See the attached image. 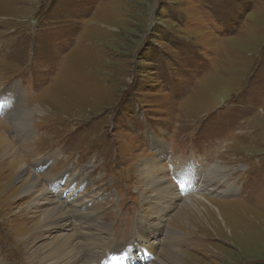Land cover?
I'll list each match as a JSON object with an SVG mask.
<instances>
[{
	"label": "rangeland",
	"instance_id": "obj_1",
	"mask_svg": "<svg viewBox=\"0 0 264 264\" xmlns=\"http://www.w3.org/2000/svg\"><path fill=\"white\" fill-rule=\"evenodd\" d=\"M0 107V264H41L31 250L59 232L31 237L47 204L29 206L20 165L74 208L61 232L113 242L88 264H170L166 231L185 236L179 264H264V0H0ZM144 162L180 193L160 213ZM187 197L208 212L176 216ZM144 220H160L154 255Z\"/></svg>",
	"mask_w": 264,
	"mask_h": 264
},
{
	"label": "bare ground",
	"instance_id": "obj_2",
	"mask_svg": "<svg viewBox=\"0 0 264 264\" xmlns=\"http://www.w3.org/2000/svg\"><path fill=\"white\" fill-rule=\"evenodd\" d=\"M13 96H14V99L18 103L17 107H16L17 109H15L16 111L13 112V115H14L13 117L24 116L25 114H27L29 112V110L27 107L24 108L25 105H23V103H22L21 95H20V97H18V95L17 96L13 95ZM10 97H12V95H10ZM22 108H24V109H22ZM0 109H2V108L0 107ZM15 124L17 126H18V124H22V126H20L22 128H20V129H23L24 131L26 130L28 132L31 131V129L30 130L28 129L29 126H28L26 120H24V119L16 118ZM22 132H21V130H18V136L20 138L23 137V135L20 134ZM45 160H46V158H45ZM143 161H148V160H143ZM176 161H177V159L172 160L171 166H176ZM41 162H43V161H41ZM184 164L185 163H183L182 166ZM193 166L198 167L197 165H194V164H193ZM141 167H143L141 169L143 174H145V176L152 179V181H151L152 185L151 186L152 187L157 186V188L155 189L156 190L155 192H157L155 194V196H156L155 199H156V202L158 204H156L155 206H150V208L152 209V207H154L155 210H158L157 208L159 207V205H161L160 208H162V209H164V207L166 208L169 205V203L174 205L176 200H177V198L175 199V194L180 197V193L175 189L176 188L175 185L172 183L171 184L168 183V181H166L165 184L163 183V181L165 179L160 178L158 176V174L156 175L155 164L149 166L147 162H144V164H142ZM14 169H16V168H14ZM163 170L164 169L159 170V171H163ZM152 172H154L155 174H152ZM210 173L211 172H209L207 170L206 174H209L208 179L209 180L214 179V174L211 173L213 175L210 176ZM19 174H21V175L25 174L26 176L24 178V182H23L22 186L18 187V189L20 188L21 192L25 193V194L26 193L32 194L34 192V197L32 199L33 202L29 206L32 207L35 205L37 207L38 205H41V204H47V206L42 205L39 208V210L42 212V216L39 218V221H38L39 223H38L36 229L34 231H32L33 235L31 237L36 238V237H38V235L47 231L49 228H55L56 230L57 229L59 230L58 233H55L52 236L50 234L48 236H46V238H45L46 242L40 244L38 249L34 248L31 250V252L33 254L38 256V260L41 264H82V262H84L83 264H88L87 263L88 259H92L95 257L99 258L101 255H104L107 252H109L108 249L111 247V244L113 243L112 241L111 242L102 241V239H103L102 237H99V236L97 237V236H95V234L92 235L91 233H88V232H82V231H80V228H77V227L74 229L73 232H69V231L61 232L62 231L61 227L63 226V224H65L63 222L68 221L69 220L68 218H72L71 212L74 210V208L65 211L63 209L62 204H59L54 199H52L50 197L51 195H49L50 193L47 192L45 188H41V187L39 188V183H40L39 179L36 177L35 173L29 171L26 166L20 165ZM202 174H204V173H202ZM153 175L154 176L156 175L155 178ZM72 179L73 180L77 179V182L82 181V177H72ZM69 182H71V179H69ZM179 183H181V182H179ZM206 185H208L207 182L202 179L199 182H196L192 188H185V190H187L188 192H190L192 190L190 193H193L192 195H195L194 197H200L197 195V191L202 189ZM184 187L185 186L183 184H181L180 188L184 189ZM235 190H236V188H234V185L232 183H227V188L225 190H223L222 192L223 193L225 191L226 192H234ZM49 191H50V189H49ZM50 192H52V191H50ZM142 198H146V196L143 195ZM201 199H205L204 196L201 197ZM205 200H206L205 204L207 206H211L212 202L208 201V199H205ZM167 202H168V204H167ZM191 202H192V200L190 198L188 199V197H187L186 200L178 206V209L175 212L176 216H182V212H183V215H184V213H189V214L191 213L190 215H192V214L193 215H195V214L199 215V214L204 213V211L206 213L208 212L206 208H204L203 210H198L197 208L193 209L192 206H190ZM162 204H164L163 205L164 207L162 206ZM76 211H77V214H74V215L76 217L80 216L79 211L75 210V212ZM80 212H81L80 213L81 216L79 217L80 218L79 222L82 226H84L85 225V219L82 216L88 217L90 215L93 216V214L88 213V212H82V211H80ZM216 212L220 216V213L218 211H216ZM159 213H160V211H159ZM159 213H158V215H159ZM91 220L93 221L94 217H92ZM220 220L223 221V218L220 217ZM144 221H146V222L144 223V225H142V227H140L141 223L137 222L139 228L135 234V241L140 243V241H141L140 238H141L145 242V244L142 243L139 246V248H143V250L145 249L148 253H152L153 255L157 253L156 260L160 256L161 260H164L165 262L167 261L170 264H179V262H180V256H179L180 253L179 252L180 251L178 250V247H179L180 241L185 236L179 237L181 239L178 238L177 240H173V235L179 233V231H177V232L173 231V234H170V233L168 234V232L166 231V236L169 235V238L171 237L169 239L170 240V243H169L170 247H168V246L161 247V248H159L160 250L158 251V249H157V251L155 253V248L158 246L159 243L164 242V240L163 241L162 240L161 241H158V240L154 241L156 243H154L153 241H149V240L152 239L150 237L154 236L153 231H158V229H160V228H158L160 220H158L157 222L156 221L148 222L147 220H144ZM231 222H234L233 224H235V221L231 220ZM144 231H145V233H144ZM96 237L100 240V243L97 242L98 239ZM79 238L87 239V243L85 244V246H87L89 248L86 249V253H87V257H88V258L85 257L86 259L81 258V256H80L81 253L77 251V248H78L77 245L79 244ZM130 243H133V242H128V244H130ZM94 244H95V246H93ZM142 245H144V247ZM123 247L119 248V250H122ZM90 249L95 250L97 252V255L95 256L91 252ZM97 249H99V250H97ZM139 257H141V256H138V255L135 256L133 253H131L128 257L129 260H127L126 262L130 263V264H141L139 259H138ZM29 260L32 261L31 258ZM159 262H161L160 259H159Z\"/></svg>",
	"mask_w": 264,
	"mask_h": 264
}]
</instances>
